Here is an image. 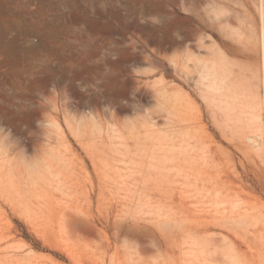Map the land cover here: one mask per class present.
Instances as JSON below:
<instances>
[{
  "label": "rangeland",
  "instance_id": "1",
  "mask_svg": "<svg viewBox=\"0 0 264 264\" xmlns=\"http://www.w3.org/2000/svg\"><path fill=\"white\" fill-rule=\"evenodd\" d=\"M253 2L0 0V58L33 13L64 45L41 107L0 76V264H264Z\"/></svg>",
  "mask_w": 264,
  "mask_h": 264
},
{
  "label": "crops",
  "instance_id": "2",
  "mask_svg": "<svg viewBox=\"0 0 264 264\" xmlns=\"http://www.w3.org/2000/svg\"><path fill=\"white\" fill-rule=\"evenodd\" d=\"M29 20L30 27L25 30L24 46L17 45L19 54L24 53V55L13 63L1 57L0 76L5 75L3 71L6 69H14L13 73L10 70L11 74L7 70L6 76H11L15 84H23L25 98L30 101V107L35 108L41 107L49 94H53L64 83V45L62 31L42 27V15L33 13L29 16ZM3 50L4 48L0 46V55ZM76 81L80 82V78Z\"/></svg>",
  "mask_w": 264,
  "mask_h": 264
},
{
  "label": "bare ground",
  "instance_id": "3",
  "mask_svg": "<svg viewBox=\"0 0 264 264\" xmlns=\"http://www.w3.org/2000/svg\"><path fill=\"white\" fill-rule=\"evenodd\" d=\"M253 3L255 4L256 10L260 15V34H261V38H262L261 41H262L263 51H264V0H256V1L254 0ZM202 73H203V79L206 80V82L208 81L210 87L215 91H221L223 89L224 84L227 81H229V78H230L229 77L230 75L227 74L226 71L224 72L225 74H223V73H221L220 70L216 69V66L213 68V67L208 66V65H203V72ZM262 81H264V60H263V67H262ZM250 95H251V93L249 92V86H247V87H245V93L239 94V96H241L242 98H240L239 96H234V97L229 96L227 98L226 103L232 107L233 104L235 105V102L237 100L238 101L244 100L245 102H247V100L251 99ZM258 119H259V117H257V120Z\"/></svg>",
  "mask_w": 264,
  "mask_h": 264
}]
</instances>
